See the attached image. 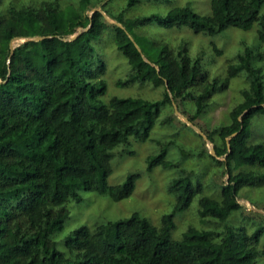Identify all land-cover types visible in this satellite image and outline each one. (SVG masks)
Wrapping results in <instances>:
<instances>
[{"label":"trees","instance_id":"16d2710c","mask_svg":"<svg viewBox=\"0 0 264 264\" xmlns=\"http://www.w3.org/2000/svg\"><path fill=\"white\" fill-rule=\"evenodd\" d=\"M7 1L0 0V264H264V216L245 217L238 203L242 188L264 185V145L248 141L249 119L264 115L261 68L252 63H264V52L245 49L238 65L229 66L219 82L207 78L200 59H191L184 46L175 53L166 44H152L157 48L152 61L133 35L135 27L150 23L214 36L228 28L248 31L258 22V40L264 44V0H210L208 16L188 6L164 16H120V26L107 23L101 11L87 15L98 5L107 13L104 0H41L35 6ZM135 3L127 0L128 7ZM79 29L83 31L74 40H67ZM32 37L48 38L24 42L10 57L13 39ZM107 37L131 67L117 85L163 87L160 101L112 97L104 102L106 64L95 43ZM240 72L249 81L241 91L242 102L230 111L227 125L206 132L216 155L206 152L207 157L223 167L227 182L219 201L197 200L199 217L218 222L220 233L188 227L172 240L175 215L189 207L201 188L191 180L193 172L182 169L168 189L175 198L172 211L158 226L133 213L93 228L82 226L65 238V251L58 250L52 235L69 217L65 204L82 202L81 191L112 202L132 195L135 175L121 185H107L112 150L132 137L147 141L162 109L173 103H192L194 112L183 113L195 122L212 96ZM172 120L164 118L160 124ZM156 143L161 151L147 159L148 171L173 167L165 159L172 143ZM222 156L224 161L217 159ZM234 213L239 225L227 221ZM213 235L219 237L217 243Z\"/></svg>","mask_w":264,"mask_h":264},{"label":"rangeland","instance_id":"374dc122","mask_svg":"<svg viewBox=\"0 0 264 264\" xmlns=\"http://www.w3.org/2000/svg\"><path fill=\"white\" fill-rule=\"evenodd\" d=\"M40 1L11 0L15 4L32 6ZM104 2H107L105 6L107 13L101 5H98L88 10L87 15L91 16L93 9H97L102 12L107 23L120 25L116 20L120 16L123 20L149 15L164 16L172 8L183 6L190 7L193 12L201 16L210 14V0H136L132 7H128L127 0H104ZM5 3L8 1L6 0ZM261 13L264 14V6L261 8ZM259 30V23L255 22L248 31L228 28L220 34L210 36L206 33L195 34L188 28L165 29L157 23H150L135 27L133 35L139 50L152 61L157 53V48L152 44H166L168 49L175 53L179 46H184L191 59L197 57L200 59L202 70L208 75L207 78L209 80L217 78L220 82L225 79L229 66L238 65V56L243 54L245 49H250L255 53L264 52V44L258 40ZM108 39L110 37H107L104 42L95 43L101 59L106 64V72L101 77L106 84L104 102L107 103L112 97L160 101L165 92L163 87H154L150 83L117 85L118 81L126 80L131 67L124 56L115 49L113 42ZM22 43L24 40H16L14 47ZM252 63L255 67L261 68L264 91V63L259 60ZM248 87L249 81L245 72H240L236 77L229 79L227 88L212 96L208 107L195 122H190L183 113V109L185 112H194L192 103L165 106L154 122L147 141L138 142L132 137L126 145L112 150L111 174L107 178V185H121L129 176L135 175L132 195L122 201L112 202L106 196L81 191L82 202L69 201L65 204L69 217L62 229L52 235L58 250L65 251V238L82 226L93 228L108 221L126 219L133 213H138L152 225L158 226L162 216L172 211L175 198L168 193V189L171 182L180 176L182 169L192 171L191 180L194 184L199 181L201 188L189 207L175 215L172 240H178L188 227L220 233L222 229L218 222L210 218H201L197 214L198 198L206 197L219 201L221 187L228 179L223 167L216 166L207 157L206 152L213 153V155L215 152L214 145L206 137V132L229 123L230 111L242 102L241 91ZM164 118L173 120L171 124L161 125L160 121ZM248 134L249 143L264 145V115L257 114L249 119ZM156 142L172 143L167 148L165 159L171 162L173 167L164 169L158 166L148 171L147 159L157 156L161 151V147ZM217 159L224 161L225 157H217ZM239 198L238 203L244 208L245 217H253L252 213L264 216V185L242 188ZM227 221L230 225H239L238 213L232 214ZM249 222L246 220L245 226L248 227V231H251L252 227ZM210 238L213 243L219 240L216 235Z\"/></svg>","mask_w":264,"mask_h":264},{"label":"water","instance_id":"95a60500","mask_svg":"<svg viewBox=\"0 0 264 264\" xmlns=\"http://www.w3.org/2000/svg\"><path fill=\"white\" fill-rule=\"evenodd\" d=\"M96 11H99V10H97V9H93V12H96ZM116 25H118V24H116ZM118 26H120V25H118ZM86 30V29H85ZM84 30V31H85ZM83 30H81V31H79L76 35H74V36H71L70 38H69V40H74L76 37H77V35H79L81 32H82ZM46 38H48V37H32V38H22V40H24V42H30V41H41V40H43V39H46ZM19 39H21V38H15V39H13L11 42H10V57L13 55V52H14V41H16V40H19ZM146 62H149L148 60H146V59H144ZM173 106H175V104L173 103ZM200 135H201V133H200ZM204 139H206V137H204ZM211 155H213V153H211ZM214 157H215V155H213Z\"/></svg>","mask_w":264,"mask_h":264}]
</instances>
